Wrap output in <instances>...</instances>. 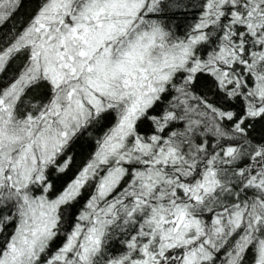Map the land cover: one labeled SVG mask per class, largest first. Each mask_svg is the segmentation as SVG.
Instances as JSON below:
<instances>
[{
    "label": "snow or ice",
    "instance_id": "1",
    "mask_svg": "<svg viewBox=\"0 0 264 264\" xmlns=\"http://www.w3.org/2000/svg\"><path fill=\"white\" fill-rule=\"evenodd\" d=\"M0 264H264V0H0Z\"/></svg>",
    "mask_w": 264,
    "mask_h": 264
}]
</instances>
